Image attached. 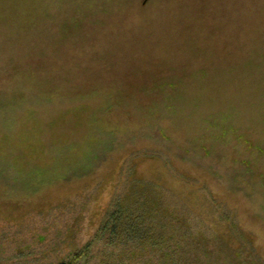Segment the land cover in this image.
<instances>
[{
    "label": "rangeland",
    "instance_id": "rangeland-1",
    "mask_svg": "<svg viewBox=\"0 0 264 264\" xmlns=\"http://www.w3.org/2000/svg\"><path fill=\"white\" fill-rule=\"evenodd\" d=\"M263 109L264 0H0V264H121L102 241L74 260L119 177L228 209L264 264ZM135 115L161 141L117 132L91 177L61 176L56 150L82 147L94 119L130 128ZM241 169L230 187L213 176Z\"/></svg>",
    "mask_w": 264,
    "mask_h": 264
},
{
    "label": "trees",
    "instance_id": "trees-1",
    "mask_svg": "<svg viewBox=\"0 0 264 264\" xmlns=\"http://www.w3.org/2000/svg\"><path fill=\"white\" fill-rule=\"evenodd\" d=\"M25 73L23 72V75ZM13 78L20 79L19 75ZM78 86L73 89V94L80 95V91H84L82 85ZM94 89L98 90V86H95ZM56 90H59L58 99L70 95L65 92L63 94L66 88L61 83L53 91ZM97 94L107 101L109 96H112V94L99 90ZM37 96H41V99L48 96V92ZM139 118L138 115H135L134 119L132 117L131 123L126 124L130 128H125L119 123L111 125L105 119L102 121L92 119L93 128L81 133V139L78 137L82 147L74 146L68 152L65 151V154L68 155L60 150H56V154L53 153L54 164L56 163L58 167L64 169L61 176L68 180L91 177L87 172L93 173L97 165L104 162L105 155L103 154L111 152L115 141L120 140L121 137L116 134L117 132L133 131L130 138L132 136L141 137V139L149 137L155 141H161L154 130L150 131L153 126V123L148 120L150 118L142 119V121H139ZM134 127L135 130L132 129ZM146 129L149 131L139 136L137 131ZM38 130L41 132L39 128ZM180 156L190 161H204L200 153L195 154L189 149ZM211 164L208 162L209 168ZM246 167L249 172L250 164H246ZM242 172L241 169V171L223 172V174L214 173L213 176L222 178V180L228 176L224 185L230 187L234 182H240V177L245 175L244 173L240 175ZM109 184L110 190L105 199L106 204L101 206L102 210H99L102 211V214L98 221V227L88 239L85 250L75 253V263L82 254L83 256L88 255V250L92 248L93 244L96 245V243H100L98 241H102L104 250L101 254L108 260L114 257L116 258L114 261L121 264H225V261L226 264H256L253 259L255 249L251 241L247 238L245 242H242L236 237L239 233L242 234V237L244 235L237 223L234 222V218L225 222L224 218H229L228 209V211L221 209L209 202L204 203L202 207L193 205L189 199L181 197L155 181L130 180L128 177H119L118 180L116 179V183L109 182ZM204 193L209 196L205 197L208 201L213 198L207 188L200 190L202 196ZM91 194H87L80 208L84 212V207L87 206L85 217L92 213L93 205L95 206L98 200L96 194ZM106 195L107 193L104 194V196ZM94 201L96 202L94 203ZM221 227H224L226 232L229 231L231 236H234V240L221 239L218 235ZM225 237L230 238L228 235ZM105 240L107 241L106 245ZM235 240L238 241L237 244H235ZM222 252L227 258L225 261L222 258Z\"/></svg>",
    "mask_w": 264,
    "mask_h": 264
},
{
    "label": "water",
    "instance_id": "water-1",
    "mask_svg": "<svg viewBox=\"0 0 264 264\" xmlns=\"http://www.w3.org/2000/svg\"><path fill=\"white\" fill-rule=\"evenodd\" d=\"M145 1H147V0H145Z\"/></svg>",
    "mask_w": 264,
    "mask_h": 264
}]
</instances>
